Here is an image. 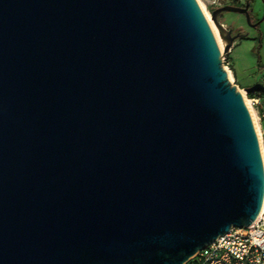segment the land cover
I'll return each mask as SVG.
<instances>
[{
	"label": "water",
	"instance_id": "obj_1",
	"mask_svg": "<svg viewBox=\"0 0 264 264\" xmlns=\"http://www.w3.org/2000/svg\"><path fill=\"white\" fill-rule=\"evenodd\" d=\"M197 0H0V264H185L264 204ZM247 94L261 92L256 83Z\"/></svg>",
	"mask_w": 264,
	"mask_h": 264
},
{
	"label": "rangeland",
	"instance_id": "obj_2",
	"mask_svg": "<svg viewBox=\"0 0 264 264\" xmlns=\"http://www.w3.org/2000/svg\"><path fill=\"white\" fill-rule=\"evenodd\" d=\"M199 1L208 12L212 14L211 11H213V9L215 10L225 5H232L235 2H240V4L244 5L247 0ZM199 1L197 2L202 10ZM218 20L225 28L229 29L231 27L234 31L239 30V32L243 34L242 37L236 40L232 53L236 69L240 74L243 83L248 86H252L256 83L264 84V0H255L252 7L251 22L252 24L259 23L257 27L250 26L246 17L238 13L224 12L219 15ZM221 52H224V48L223 50L221 49ZM230 62L231 59L229 58V55H226L224 57L223 66L224 68L228 66L227 69L231 72L230 81L233 85L238 87L243 98L245 97L249 101L253 97L246 93L244 84L234 73V68ZM227 69L225 68L226 72ZM253 111L256 113L257 109H254Z\"/></svg>",
	"mask_w": 264,
	"mask_h": 264
},
{
	"label": "built area",
	"instance_id": "obj_3",
	"mask_svg": "<svg viewBox=\"0 0 264 264\" xmlns=\"http://www.w3.org/2000/svg\"><path fill=\"white\" fill-rule=\"evenodd\" d=\"M225 68L227 69L228 66ZM253 95L254 97L249 102L253 110L257 109L255 115L259 125L260 136L257 130L256 133L262 153V150H264V95L261 92ZM262 158L264 163L263 153ZM263 207L259 217L251 226L247 228L233 227L228 234L214 240L205 249L197 252L185 264H264Z\"/></svg>",
	"mask_w": 264,
	"mask_h": 264
},
{
	"label": "bare ground",
	"instance_id": "obj_4",
	"mask_svg": "<svg viewBox=\"0 0 264 264\" xmlns=\"http://www.w3.org/2000/svg\"><path fill=\"white\" fill-rule=\"evenodd\" d=\"M197 1H199V0H197ZM199 3H200V5H201V7H202V10H203V12H204V14H205V17H206L207 21L209 22V24H210V26H211V28H212V30H213V32H214V35H215V37H216V39H217V42H218V45H219L220 49L223 50L225 43L221 40V38H220V36H219V33H218V30H217V28L215 27L214 23L212 22L211 14H210V13L208 12V10L202 5V3H201L200 1H199ZM227 72H228V77H229V79H230V73H231V72L229 71V69H227ZM230 80H231V79H230ZM244 98H245V97H244ZM245 100H246L247 106H248V108H249V110H250V112H251L252 118H253V120H254V124H255V127H256V130H257V133H258V135L260 136L259 125H258V123H257V121H256V115H255V113H254V111H253V109H252V107H251L250 102H249L246 98H245ZM262 153H263V157H264V150H262ZM263 210H264V207H263Z\"/></svg>",
	"mask_w": 264,
	"mask_h": 264
},
{
	"label": "crops",
	"instance_id": "obj_5",
	"mask_svg": "<svg viewBox=\"0 0 264 264\" xmlns=\"http://www.w3.org/2000/svg\"><path fill=\"white\" fill-rule=\"evenodd\" d=\"M234 44H235V43H234ZM234 44H233V46H232V48H231V51H230V53H229L228 55H229V58L231 59V62H230V63H231V65H232L233 68H234V73L236 74V76L238 77V79L243 83V81H242V79H241V77H240V74L238 73V71H237V69H236L235 61H234V59H233V57H232ZM243 84H244V83H243ZM244 86H245V88L250 87V86L245 85V84H244Z\"/></svg>",
	"mask_w": 264,
	"mask_h": 264
},
{
	"label": "trees",
	"instance_id": "obj_6",
	"mask_svg": "<svg viewBox=\"0 0 264 264\" xmlns=\"http://www.w3.org/2000/svg\"><path fill=\"white\" fill-rule=\"evenodd\" d=\"M254 1H255V0H250V9H252L253 4H254ZM232 5H233V6H239V7H243V6H244V5L240 4V2H235V3H233ZM213 11H214V9H213ZM213 11H211V13H212ZM250 96H251V97H254L253 94H250Z\"/></svg>",
	"mask_w": 264,
	"mask_h": 264
},
{
	"label": "flooded vegetation",
	"instance_id": "obj_7",
	"mask_svg": "<svg viewBox=\"0 0 264 264\" xmlns=\"http://www.w3.org/2000/svg\"><path fill=\"white\" fill-rule=\"evenodd\" d=\"M245 5H246V3L244 4V6H243V7H245ZM230 28H231V27H230ZM237 33H239V30H235L233 34L235 35V34H237ZM241 35L243 36V34H242V33H241ZM242 36H241V37H242Z\"/></svg>",
	"mask_w": 264,
	"mask_h": 264
}]
</instances>
